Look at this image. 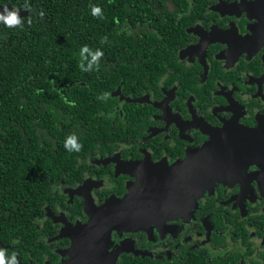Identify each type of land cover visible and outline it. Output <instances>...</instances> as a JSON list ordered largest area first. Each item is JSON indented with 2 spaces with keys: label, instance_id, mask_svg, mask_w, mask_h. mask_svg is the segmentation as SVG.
Returning <instances> with one entry per match:
<instances>
[{
  "label": "flooded vegetation",
  "instance_id": "flooded-vegetation-1",
  "mask_svg": "<svg viewBox=\"0 0 264 264\" xmlns=\"http://www.w3.org/2000/svg\"><path fill=\"white\" fill-rule=\"evenodd\" d=\"M18 1L0 5L28 15ZM93 2L128 45L96 39L99 70L77 78L100 92L98 132L80 125L96 140L38 174L27 233L0 239L5 264H264V154L244 155L264 145V0ZM218 136L237 141L202 156Z\"/></svg>",
  "mask_w": 264,
  "mask_h": 264
},
{
  "label": "trees",
  "instance_id": "trees-1",
  "mask_svg": "<svg viewBox=\"0 0 264 264\" xmlns=\"http://www.w3.org/2000/svg\"><path fill=\"white\" fill-rule=\"evenodd\" d=\"M22 1L17 5L24 7ZM43 1L27 0L31 8L21 18L22 27L0 23V239L4 241H11V233L21 238L27 233L26 212L37 206L44 190L38 174L58 173L61 169L55 165L73 161L77 152L65 149L66 138L75 135L82 147L96 140L90 139L98 132L90 122L95 117L91 100L100 99V92L78 91L82 87L77 78L84 77L79 67L81 48L86 45L94 52L96 39L101 44L104 37L114 50L124 51L128 45L117 31L106 32L110 9L101 8L103 18L98 20L92 15L93 0H52L48 8ZM87 2H91L89 17L75 22L80 4ZM70 82L72 86L62 88ZM86 122L92 131L88 137L80 133Z\"/></svg>",
  "mask_w": 264,
  "mask_h": 264
},
{
  "label": "clouds",
  "instance_id": "clouds-1",
  "mask_svg": "<svg viewBox=\"0 0 264 264\" xmlns=\"http://www.w3.org/2000/svg\"><path fill=\"white\" fill-rule=\"evenodd\" d=\"M31 6L27 3V0H25L24 9L30 10ZM19 9H9L8 7H4L2 11H0V23H3L8 28H15V27H22L23 21L19 14ZM92 15L94 17H102V10L99 6H92ZM107 41V37L102 38L101 43H104ZM88 54L87 56L85 54ZM103 52L99 49L96 51H91L88 46H83L80 50V63L79 67L81 71L84 72H91L93 70H99V60L103 57ZM88 56L91 57V59H88ZM87 60L88 64L87 67L84 65V61ZM108 94L105 93L102 98H107ZM75 106L74 104L72 105ZM64 147L69 152H79L82 149V145L78 143L77 137L75 135H71L66 138L64 142ZM0 264H5V256L3 250H0ZM8 264H18V261L16 259L15 253H13V256L11 260L8 262Z\"/></svg>",
  "mask_w": 264,
  "mask_h": 264
},
{
  "label": "rangeland",
  "instance_id": "rangeland-1",
  "mask_svg": "<svg viewBox=\"0 0 264 264\" xmlns=\"http://www.w3.org/2000/svg\"><path fill=\"white\" fill-rule=\"evenodd\" d=\"M261 130L262 129H260V130H246L247 132L249 131H251L250 133H248L249 135H253L254 134V132L256 133V134H259L260 132H261ZM217 139L215 140V141H213L212 142V144L211 145H207V146H205L204 147V150H201V152H202V156H208V155H212L213 154V152H215L214 150H216V149H225V150H227V149H230L233 145H235L234 144V142H236L237 141V139H236V137H234V138H229V136H224L222 139H221V137H216ZM230 141H232V142H230ZM254 141V140H253ZM253 141L250 143V144H252L253 143ZM242 142H244V143H246V142H250V137L248 138H246L245 136H238V144L239 143H242ZM246 145H249V144H246ZM261 148H263V149H261ZM260 149V151H258ZM246 150H248V151H245V153H244V155L245 156H247V158L246 159H251V158H254V157H257V159H259L260 158V155H262V153L264 154V145H262V147H259V146H255V147H252V148H250V149H246ZM249 156V157H248ZM224 162H226V163H228L229 162V160L228 159H225V160H223ZM258 162H260V160H258ZM230 169V168H229ZM230 171H232V170H219V172H220V174H222V173H224V177H227L228 176V173L230 172ZM121 201H123V200H121ZM99 210V209H98ZM101 211V210H100ZM102 211L104 212V211H108V209L106 208V205L105 206H103L102 207Z\"/></svg>",
  "mask_w": 264,
  "mask_h": 264
},
{
  "label": "water",
  "instance_id": "water-1",
  "mask_svg": "<svg viewBox=\"0 0 264 264\" xmlns=\"http://www.w3.org/2000/svg\"><path fill=\"white\" fill-rule=\"evenodd\" d=\"M8 7L9 9H19V8H16V7H13V6H11V5H0V11H2L3 10V8L4 7ZM20 10V12H19V14H20V17H22V16H24V15H26V12L25 11H23L22 9H19ZM249 132V131H248ZM252 145V144H251ZM251 145H248L249 147L251 146Z\"/></svg>",
  "mask_w": 264,
  "mask_h": 264
}]
</instances>
